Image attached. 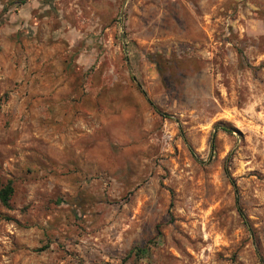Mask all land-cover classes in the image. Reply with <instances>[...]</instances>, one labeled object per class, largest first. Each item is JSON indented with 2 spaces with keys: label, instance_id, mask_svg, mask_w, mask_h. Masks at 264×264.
<instances>
[{
  "label": "rangeland",
  "instance_id": "obj_1",
  "mask_svg": "<svg viewBox=\"0 0 264 264\" xmlns=\"http://www.w3.org/2000/svg\"><path fill=\"white\" fill-rule=\"evenodd\" d=\"M19 1L0 264H264V0Z\"/></svg>",
  "mask_w": 264,
  "mask_h": 264
},
{
  "label": "trees",
  "instance_id": "obj_2",
  "mask_svg": "<svg viewBox=\"0 0 264 264\" xmlns=\"http://www.w3.org/2000/svg\"><path fill=\"white\" fill-rule=\"evenodd\" d=\"M19 2L22 4L23 3V0H20ZM137 86L140 89V85L137 84ZM141 91L144 93V91L142 89H141ZM156 110L158 111L157 108H156ZM224 129H226V128H224ZM13 192H14V187H13V184H12V181L11 180H7L4 184H2L0 182V202L3 205L8 206L9 200H10ZM237 211H238L239 215L243 219H245L244 214L242 212V208L240 207L239 204H237ZM247 227H248V225H247ZM147 248L148 247L146 245H143V246H135V247L131 248V250L128 252V256H130L132 253H134L136 256L140 257V256H142V255H144L146 253ZM120 264H124V259L122 260V262Z\"/></svg>",
  "mask_w": 264,
  "mask_h": 264
}]
</instances>
